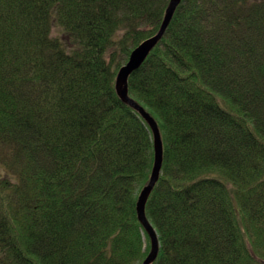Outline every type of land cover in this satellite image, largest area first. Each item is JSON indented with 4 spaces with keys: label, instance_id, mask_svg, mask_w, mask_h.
I'll return each mask as SVG.
<instances>
[{
    "label": "trees",
    "instance_id": "1",
    "mask_svg": "<svg viewBox=\"0 0 264 264\" xmlns=\"http://www.w3.org/2000/svg\"><path fill=\"white\" fill-rule=\"evenodd\" d=\"M170 0H0V264H141L153 133L115 83ZM157 121L154 264H264V0H183L129 80Z\"/></svg>",
    "mask_w": 264,
    "mask_h": 264
},
{
    "label": "water",
    "instance_id": "2",
    "mask_svg": "<svg viewBox=\"0 0 264 264\" xmlns=\"http://www.w3.org/2000/svg\"><path fill=\"white\" fill-rule=\"evenodd\" d=\"M183 0H170L162 25L156 35L146 39L139 46L133 49L126 64L118 72L115 88L116 92L126 105L136 111L148 124L153 133L155 160L151 177L148 184L140 192L136 211L139 222L148 234L151 243V250L146 259L141 264H154L160 252V240L156 229L148 220L146 207L155 186L157 185L163 169L164 144L160 127L154 117L129 93V80L135 71L140 69L146 62L153 50L161 43L167 30L176 14L178 7Z\"/></svg>",
    "mask_w": 264,
    "mask_h": 264
},
{
    "label": "rangeland",
    "instance_id": "3",
    "mask_svg": "<svg viewBox=\"0 0 264 264\" xmlns=\"http://www.w3.org/2000/svg\"><path fill=\"white\" fill-rule=\"evenodd\" d=\"M0 153H1V150H0Z\"/></svg>",
    "mask_w": 264,
    "mask_h": 264
}]
</instances>
